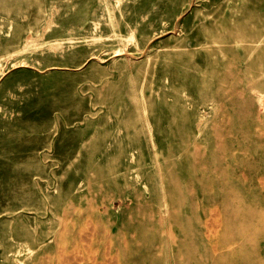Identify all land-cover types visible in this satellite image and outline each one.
Wrapping results in <instances>:
<instances>
[{
    "label": "rangeland",
    "instance_id": "rangeland-1",
    "mask_svg": "<svg viewBox=\"0 0 264 264\" xmlns=\"http://www.w3.org/2000/svg\"><path fill=\"white\" fill-rule=\"evenodd\" d=\"M0 264H264V0H0Z\"/></svg>",
    "mask_w": 264,
    "mask_h": 264
}]
</instances>
